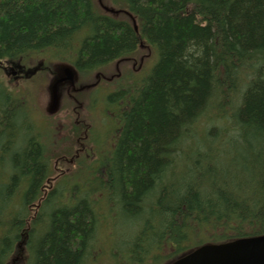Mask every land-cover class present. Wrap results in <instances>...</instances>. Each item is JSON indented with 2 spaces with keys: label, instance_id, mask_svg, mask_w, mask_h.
I'll return each instance as SVG.
<instances>
[{
  "label": "trees",
  "instance_id": "1",
  "mask_svg": "<svg viewBox=\"0 0 264 264\" xmlns=\"http://www.w3.org/2000/svg\"><path fill=\"white\" fill-rule=\"evenodd\" d=\"M102 4L0 0V58L61 56L93 78L73 91L97 112L92 129L114 112L118 133L104 159L81 162L49 191L61 152L0 87V264H102L92 249L114 205L138 228L131 247L109 246V264H170L198 245L264 234V0H113L112 12ZM140 50L141 62L154 56L150 66ZM129 60L135 67L122 69ZM67 126L59 121L57 133ZM111 135H98L94 155Z\"/></svg>",
  "mask_w": 264,
  "mask_h": 264
},
{
  "label": "rangeland",
  "instance_id": "2",
  "mask_svg": "<svg viewBox=\"0 0 264 264\" xmlns=\"http://www.w3.org/2000/svg\"><path fill=\"white\" fill-rule=\"evenodd\" d=\"M112 1L113 0H107V3L110 4ZM44 52L51 55V53L48 52V51H44ZM146 53H147V51L144 52V50H140L139 52L136 53L137 54L136 56H137V59H140V64H142V66L145 65L146 67H148L155 61V58H154V56H151L150 58H149V56H145V58L141 62L142 55H146ZM49 57H47V56L46 57L45 56H37V54H32L31 58L29 60H27L28 63L30 64L31 62L43 59L45 62H47L49 64V67H51V73L48 70H45L44 72H42L41 74L38 75L39 77L36 76L35 79L33 78L31 80L26 81L25 82L26 89H24V90L26 92V95L30 99V101L34 104V110H36L35 118H37L38 121L40 122V124L43 126L42 130L43 131L45 130L44 131V137L41 140L44 143L50 141V143H49V146H50L49 151L52 152V154H55V153L59 152L57 150V146L58 145L55 146V140L59 139V135H56V133H57L56 126L58 124L59 118L66 114L65 110L67 108V104H65L62 107V109L58 113V115H57V112H56V117L49 116L45 112L47 104L49 105L48 86H49L52 78L54 77V73H56L60 67H63L60 64V62L63 61V60L60 59L61 56H59V55L58 56L51 55L52 58H49ZM123 64L121 65L122 69H128V67L131 69V67L133 66L134 62L132 60H129L126 63H123ZM103 70L110 72L111 66H109L108 68H105ZM52 71L54 73H52ZM134 72L137 74V73L140 72V70H136ZM142 77H144V73L140 74V78H142ZM92 80H93V78L88 77V79H85L83 81L90 83ZM104 85L108 88V90H112V89H109L111 87L110 85H107L104 82L103 83V88H104ZM65 99L66 98L63 97V103L65 102ZM87 107H88V105H87ZM88 108H87V110H88ZM97 108H98V106H97ZM44 114L48 118H46ZM32 117H33V115H32ZM106 120H107V122L109 124L108 125L105 124L103 126H99V130L103 131L104 134H107V132L112 131V135H111V137L108 138V143L105 146L104 145L103 146H99V145L96 146V149L98 151L97 158L99 160L101 158L104 159V156H105L104 152H107L108 150H110V147L111 148L113 147V145L115 143V140L117 138V134H118L117 132H115L113 130L114 127L110 123L111 120L110 119H106ZM40 124H38V126L41 129V125ZM215 131L216 130H214V132ZM97 132L101 133L100 131H97ZM46 134L48 136H50V137L47 138ZM57 134H59V131H58ZM62 135H65V134H62ZM68 138H70V137H68ZM68 142H69V144L73 143V146L71 147V149H70V151L68 153V157L70 158L75 153L76 148H78L77 147V140L75 138V135H72V139L71 140H67L66 141V143H68ZM84 142L88 143L85 140H84ZM198 144H199V141H196L195 143H192L191 145H188L189 148H187V150L188 151L189 150H193L192 148H195L196 146H198ZM231 151H232V149H229L225 153L221 154L222 156L220 155L223 164L227 163L231 159V157H232V152ZM91 155H94V154L91 153ZM94 159L95 158L93 156H89L88 157L87 155H83V156H81V158L79 160L76 161V164L73 166V165H70L69 160H66V159H61L58 163H55V158H54L53 161L51 162V166L54 167V172L52 174V177H54V176L58 177V175H60V176L55 181H54L55 178H53V180H52L53 183L49 184V191L52 190L53 188H55L61 181L64 180V178L73 176L74 173L80 167L81 162H85L87 160L88 163H90V162H92V160L94 161ZM3 165L6 166L5 167L6 169H8V167H9L8 166L9 165L8 164V158H6V162ZM181 166H182L181 170H183L186 167V163L182 161L181 162ZM3 174H5V172H3ZM0 177H1V171H0ZM2 179L6 180V177H4ZM82 180L83 179H81L80 184L82 186H85V183L82 184ZM73 184H76V182H73ZM74 194H77V193H74ZM67 196H69L68 193L65 195V197H67ZM101 208L103 210V216L105 217L107 215V212H106L105 207H104L103 204H102ZM111 209L115 213L114 216H113V220H111V218H108L107 216H106V218H103V223L101 225H99V227H98L96 241L94 242V245L96 243V245H95L96 248L94 246H93L94 248L92 247L93 248L92 250H94L93 253L96 252V258H97L98 254H99L98 258H99V261L102 264H106V263L109 264L107 261L111 262L110 247L109 246L113 242H115V245L118 246L120 252L125 250V249H127L126 247H131L130 246V242L131 241L134 242V243L136 242L135 241V237H134L135 229L138 228V227L134 226L135 224H137L136 221L131 216L124 215V213L122 212V209L120 210V207H118L117 205L112 206ZM5 217H6L5 216V211L2 210L0 212V222H2ZM113 233H114L115 238L113 237ZM134 243H133L132 246H134ZM194 243H196V242H194ZM182 245H184V244H182ZM181 247H183V246H181ZM97 248H98L99 252L97 251ZM124 254L121 253L120 259L123 260L124 262L128 263L129 258H131L130 257L131 254L127 253V252H124ZM133 255L134 256H138L135 252L133 253ZM88 263H90L89 260H87V264ZM113 263L116 264V261L113 260L111 264H113ZM16 264H24V263L17 261Z\"/></svg>",
  "mask_w": 264,
  "mask_h": 264
},
{
  "label": "flooded vegetation",
  "instance_id": "3",
  "mask_svg": "<svg viewBox=\"0 0 264 264\" xmlns=\"http://www.w3.org/2000/svg\"><path fill=\"white\" fill-rule=\"evenodd\" d=\"M42 72H44V65L42 64L28 65L24 62L23 58H20L18 61L0 58V87L4 89L3 92H5L6 95H14L16 99L21 101L22 108L28 110L37 133L39 132V126L37 123L38 119L35 118L36 110H34V104L26 95L24 89H26V81L31 80L36 76L39 77L38 75ZM62 74L64 76V70H62ZM61 88L63 90V97L66 98L63 106L67 104L65 110L66 114L61 121L67 123L70 122L72 131L71 129L65 131V135L71 134L70 138L60 142L57 146V150L61 152V159H71L72 161L73 158H69L68 153L73 146V143L69 144V142L66 143V141L71 140L72 135H75L78 147L76 148L75 156L80 155L81 152L92 151L93 144L97 142V137L99 135L96 130L92 129V126L95 124L93 116H95L97 112L93 115L91 111L87 110L84 100H80L78 97L74 96L73 91L76 89V86L74 87L72 83L66 81ZM99 100L103 102L104 98L101 96ZM104 105L106 106L105 101L100 105L101 112L98 111V113H102L105 108ZM62 129H64V127H62ZM84 140H89V143H85Z\"/></svg>",
  "mask_w": 264,
  "mask_h": 264
},
{
  "label": "water",
  "instance_id": "4",
  "mask_svg": "<svg viewBox=\"0 0 264 264\" xmlns=\"http://www.w3.org/2000/svg\"><path fill=\"white\" fill-rule=\"evenodd\" d=\"M64 74L63 78L55 80L51 85L52 112L59 105L60 83L74 79V72L70 67L64 68ZM173 264H264V235L240 238L221 244H205Z\"/></svg>",
  "mask_w": 264,
  "mask_h": 264
}]
</instances>
